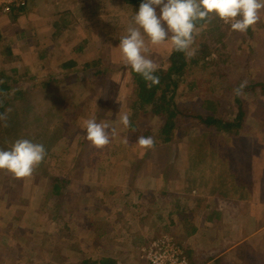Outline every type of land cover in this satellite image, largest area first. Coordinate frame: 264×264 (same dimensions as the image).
Wrapping results in <instances>:
<instances>
[{
    "label": "rangeland",
    "instance_id": "rangeland-1",
    "mask_svg": "<svg viewBox=\"0 0 264 264\" xmlns=\"http://www.w3.org/2000/svg\"><path fill=\"white\" fill-rule=\"evenodd\" d=\"M122 3L41 0L18 21L0 18V52L3 45L9 46L17 57H0V72L9 74L15 68L19 76L28 75L16 88L17 93L25 92L16 103L23 107L30 102L36 129L45 120L49 126L68 127L66 140L55 146L42 174L35 169L31 176L17 179L0 170V264H80L83 259L105 257L119 264H143L136 245L163 235L176 239L170 227L181 210L173 204L176 200L186 205L188 230L196 220L203 221L197 227H205L209 213L219 212L208 219L214 227H206L216 235L215 224L222 221L220 243L214 244L216 252L206 245L214 251L206 256L215 254L211 258L217 259L223 253L220 264H264V98L242 94L238 101L235 92L226 89L238 80L264 83V10L261 21L250 27L252 44L247 32L231 28L223 32L233 58L223 81L207 84L214 69L193 71L190 80L197 79L198 87L192 89L188 81L177 95L181 110L191 115L207 100L219 103L225 120L237 113L234 101L243 104L246 122L241 135L231 138L216 127L186 119L172 144L159 146L157 141V148L146 151L137 137L149 132L156 136L163 126L161 119L153 111L140 114L129 137L124 136L129 128L118 119L123 113L132 118L135 100L130 66L123 63L119 43L137 11ZM145 40L146 55L157 63V72L166 71L171 39L161 45H151L147 36ZM68 62L76 67L64 70ZM98 69L105 74L93 77ZM189 84L191 89L186 87ZM12 96L0 90V101H11ZM70 108L78 112L71 117L74 124L63 113ZM92 116L117 130L103 149L87 139L84 125ZM54 184L61 187V195ZM204 204L208 206L203 214ZM150 206L161 209V214L153 218ZM189 207L201 211V216ZM66 211L71 213L66 220H73L68 230L63 220L53 221L58 212L63 216ZM233 223L232 238L231 232L223 231ZM195 254H187L189 264H198ZM206 256L199 258L204 264L212 260Z\"/></svg>",
    "mask_w": 264,
    "mask_h": 264
},
{
    "label": "trees",
    "instance_id": "trees-1",
    "mask_svg": "<svg viewBox=\"0 0 264 264\" xmlns=\"http://www.w3.org/2000/svg\"><path fill=\"white\" fill-rule=\"evenodd\" d=\"M41 0H29L28 6L26 9L18 13H14L7 18L11 21H18L24 15H26L33 7L37 6ZM123 5L128 7L132 11H138L139 6L142 3V0H121ZM125 8V7H124ZM58 27V24L56 25ZM199 35L195 37V43L192 45L193 49H196L195 56L191 58H186L183 52H178L174 49L169 56V66L168 69L164 72H156L155 75L159 77V83L154 84L151 87L148 86V82L138 73H136L130 67V74L132 76V84L130 85L135 92V100L132 104V118L131 126L129 129L124 131V136L130 135L134 130L137 129L135 126V119L139 117L140 114H148L149 111H153L162 121L163 126L159 128V133L155 136L153 134L147 133L145 136H154L155 141L159 146H167L174 142L175 134L180 127V122L185 121L186 119H191L194 121H199L202 124H205L208 127H216L220 132L229 135L231 138L240 136L243 132L244 125L246 122V109L243 104L235 102L234 104L238 105L236 108V115L232 119L225 120L223 117L224 111L219 103L214 101H205L200 108L194 109L192 112L194 114L187 113V109L181 110L179 103L177 101L178 90L183 87V85L189 84L186 87L190 88V85L193 88L198 87L199 83L197 79L191 78L193 71H200L206 73V71L214 69L212 75H210V80L207 81V84L220 83L223 81V77L226 68L229 66V62L233 59L227 51V43L225 41V30H230L229 25L224 24L222 20L218 17H214L208 21H199L198 22ZM247 36L249 42L252 44L254 39V33L251 28L247 31ZM2 43V37L0 36V44ZM252 47V46H249ZM253 50V49H252ZM215 55L216 57H213ZM241 55L238 54V58ZM0 57L3 59L17 60V57L13 54L12 49L9 46L3 45V49L0 52ZM76 64L73 62H68L63 65L64 70H70L75 68ZM109 71V70H108ZM86 72V68L79 72L83 74ZM105 70L98 69L93 77H100L104 75ZM19 69H11L9 74H6L5 71L0 72V90L8 91L13 95L11 101L1 100L0 101V113L7 112V120L0 121V146L4 150L11 148L13 143L17 139L27 138L36 143H41L45 146L47 150V155L45 160L36 168L35 173L42 174L45 171V166L51 158L55 146L62 145L64 138L67 135V129H64L60 124L57 125H47L46 120L45 125L40 126L38 129L37 125L35 126V116L29 115L30 111V102L24 104L25 106H18V96L21 99L25 92L17 93L16 88L20 84L21 80L28 75L19 76ZM34 79L33 81H35ZM242 82L238 80L232 87L228 86L226 89L228 91L234 92V89L237 88ZM203 87H201L202 89ZM243 94L253 95L257 99L264 98V83L261 82H247V86L243 89ZM234 98L239 101V96L234 94ZM22 104L25 103V99L21 100ZM20 102V101H19ZM63 104V103H62ZM18 106V107H17ZM15 108L14 112L12 109ZM10 110L13 112H10ZM61 113V112H60ZM63 113L70 116V124H74V119L78 112H74L72 108L66 109ZM61 113V114H63ZM35 126V127H34ZM84 140V139H82ZM78 144H83L79 142ZM157 146V145H156ZM157 148V147H155ZM47 172V171H46ZM54 191L57 194H62L60 186L53 185ZM61 208V207H60ZM59 214V212L57 213ZM55 215L53 221L56 223L59 220H63V228L68 230L67 224H73V220H66L67 214H71L69 211L63 216ZM215 214V213H214ZM213 214V215H214ZM77 215V214H75ZM212 215V216H213ZM211 216V217H212ZM67 222V223H66ZM166 229V226H165ZM168 230V229H167ZM169 231V230H168ZM185 234H190L188 227H185ZM97 234V233H96ZM100 234V231L99 233ZM172 235V234H170ZM28 238V235H25V239ZM181 246V245H180ZM182 247V246H181ZM183 249V247H182ZM184 251L185 256L188 253L193 251ZM196 253V252H195ZM197 260V253L195 254ZM187 258V257H186ZM211 264H220L223 262V259L211 258ZM207 261V260H206ZM201 261L198 262V264ZM80 264H119L114 262L107 257L100 258L93 261L92 259H83ZM189 264V263H188ZM207 264V263H206Z\"/></svg>",
    "mask_w": 264,
    "mask_h": 264
},
{
    "label": "clouds",
    "instance_id": "clouds-1",
    "mask_svg": "<svg viewBox=\"0 0 264 264\" xmlns=\"http://www.w3.org/2000/svg\"><path fill=\"white\" fill-rule=\"evenodd\" d=\"M262 10L264 0H142L127 35L120 38L123 63L140 74L151 87L159 83V77L155 75L159 67L146 55L149 47L145 36L151 45L164 44L170 38L176 51L191 58L196 54L192 45L199 35V21L218 17L224 24L230 25L232 31L246 33L261 21ZM246 86L247 82H242L234 89L235 94L242 95ZM7 118V112L0 113V121ZM118 119L125 128L131 126L129 113L119 115ZM84 127L87 139L97 149L110 145L117 134L115 127L97 122L95 116L87 119ZM124 142L128 143L126 139ZM136 142L146 151L156 147L154 136L140 135ZM46 155L43 144L27 138L17 139L10 149H0V170H7L17 179L27 178L45 160Z\"/></svg>",
    "mask_w": 264,
    "mask_h": 264
},
{
    "label": "crops",
    "instance_id": "crops-1",
    "mask_svg": "<svg viewBox=\"0 0 264 264\" xmlns=\"http://www.w3.org/2000/svg\"><path fill=\"white\" fill-rule=\"evenodd\" d=\"M9 18H7V20H8ZM226 201H227V199H226V197L224 198ZM173 204L175 205V206H180V208L179 207H177L178 208V210L179 209H181L180 211H179V214H176L174 217H176V219H177V221H175V220H173V221H170V227H172V228H174V229H172V233L174 232L175 234H176V240L180 243V245L183 247V249L187 252V251H193V252H196L197 253V257H198V259L199 258H201V257H205L207 254H209V253H213L214 251H215V249H214V244H215V242H217L218 241V245H219V239L221 238L220 237V231H219V226L220 227H224L225 225L224 224H222V221H220L219 220V222L218 223H216L215 224V228L217 229L215 232L217 233H215L216 235H211L210 233H209V231L210 230H208V228L207 227H209V226H211V227H214L213 225H214V221L212 222H210V221H208V219L209 218H211V216L215 213H219V212H216V211H212V212H210L209 213V215H208V217H206V219H205V222L207 223L206 224V226L205 227H197V224H200V223H202L203 221H201V222H198L197 220L195 221L196 223H193V225H189V228H190V230H189V233L190 234H186V237L185 238H183V235H185V233H184V230H185V227H187L188 225H187V223L189 222V221H187V214H186V211L187 210H185V207H186V205H184V206H182V204L180 203V201L179 200H176L175 202H173ZM210 205V204H209ZM172 205H170V208H171V210H172V207H171ZM207 204H204V208L202 207L201 209H205L204 211H202L203 212V214L206 212V208H207ZM188 209H190L193 213H196L195 214V216L197 217L198 216V214L200 215V212L199 211H197V210H195V208L194 209H192L191 207H189ZM229 211V210H228ZM149 212L150 213H152L153 214V218H154V216H159L160 214H161V209H158L157 207L156 208H153L152 206H150V210H149ZM201 216V215H200ZM170 217V216H169ZM170 218H172V216L170 217ZM229 225V224H228ZM181 226H184V229H182L183 231L181 232V230H180V227ZM230 226V225H229ZM170 227L169 228H167L168 230H170ZM176 227H177V230H176ZM234 227H236V225L234 226V223L230 226V228L229 229H226V230H224L223 232H224V234L226 233V232H228V233H226V234H230V232H231V234H232V238L233 237H235V232L236 231H234ZM205 230L206 231H208V232H205ZM211 232V231H210ZM152 238V236L149 238V239H151ZM216 238H218V240L216 239ZM146 240H148V239H146ZM139 244V243H138ZM206 245H212V248H213V250H212V248H210L209 250H208V247H206ZM144 246V244L142 245V246H140V245H136V251H139V249L141 248V247H143ZM218 249V248H217ZM216 252V251H215ZM219 252L220 251H218L217 252V254H219ZM223 257H222V256ZM215 256V254L214 255H208V256H206V257H210V259H211V257H214ZM217 256V259H225V257H224V255H223V253H220V256L219 255H216ZM209 259V258H208ZM202 260V259H201ZM199 261H200V259H199ZM211 260H209L208 261V264H211V262H210ZM200 263H202V264H204L203 262H200Z\"/></svg>",
    "mask_w": 264,
    "mask_h": 264
},
{
    "label": "built area",
    "instance_id": "built-area-1",
    "mask_svg": "<svg viewBox=\"0 0 264 264\" xmlns=\"http://www.w3.org/2000/svg\"><path fill=\"white\" fill-rule=\"evenodd\" d=\"M29 0H0V18L18 13L28 6ZM143 264H188L180 243L163 235L144 244L139 249Z\"/></svg>",
    "mask_w": 264,
    "mask_h": 264
}]
</instances>
